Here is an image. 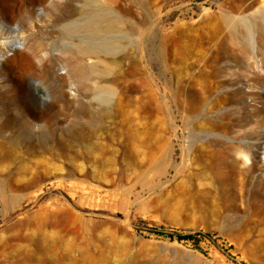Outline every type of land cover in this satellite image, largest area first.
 <instances>
[{
  "label": "rangeland",
  "instance_id": "1",
  "mask_svg": "<svg viewBox=\"0 0 264 264\" xmlns=\"http://www.w3.org/2000/svg\"><path fill=\"white\" fill-rule=\"evenodd\" d=\"M259 10L0 0V264H264V38L232 25Z\"/></svg>",
  "mask_w": 264,
  "mask_h": 264
},
{
  "label": "bare ground",
  "instance_id": "2",
  "mask_svg": "<svg viewBox=\"0 0 264 264\" xmlns=\"http://www.w3.org/2000/svg\"><path fill=\"white\" fill-rule=\"evenodd\" d=\"M261 2H264V0H261ZM259 12H260V10H259ZM257 15L258 16L254 15L255 17H253V18H248V17L242 16V17H239L238 19L234 20L232 23V25L238 24L242 28L243 38L246 42H248L250 39L251 32H252V25L254 27V30L257 31V33L259 35L263 36V38H264V25L261 22L262 20H264L263 19L264 18V11H261ZM258 17H260V18L255 23H253L255 18H258ZM94 19L95 18L88 19L87 23L94 21ZM69 28H71L70 24H67L64 27L65 30H68ZM96 31L97 30L93 29V31L90 32L89 36L83 37V39H82L83 44H81L80 48H81L82 52H85L89 55L91 54L94 56V58L99 59L98 51H100V49H102V50L103 49L104 50L105 49L106 50H114V49H116V44L112 42L111 38H107V37L102 38L101 34L97 33ZM13 42L17 43L18 41H13ZM124 55H125V53L121 54V57H124ZM112 57H113L112 59L116 60V58H114L115 57L114 53H112ZM96 61L97 60H93L92 62H89L87 66L86 65H80V64L77 65L75 68L76 73L80 74V75L85 74L88 71L89 67H93V65L97 64ZM94 83H95V88L93 91H95L94 92L95 94L93 95V99H94V101H97L98 104H100V110H99L98 114L102 115L105 113V111L107 109L106 105L109 101V97L111 94V88L104 87V86L102 88V86H100L98 84V81H95ZM98 129L99 128H96V130H98ZM96 130H94V133L97 132ZM48 139H50V138H48ZM43 141H44V139L41 140V142H43ZM83 146L85 149H88V150L89 149L93 150V149L98 147L96 142L91 141L90 136H87L86 139L83 140ZM235 147L237 148L239 153H241L244 156H249L253 159L255 154H256V150L260 147V144L258 142H256V143H253L252 145H246V144L240 142V143H237V145H235Z\"/></svg>",
  "mask_w": 264,
  "mask_h": 264
},
{
  "label": "trees",
  "instance_id": "3",
  "mask_svg": "<svg viewBox=\"0 0 264 264\" xmlns=\"http://www.w3.org/2000/svg\"><path fill=\"white\" fill-rule=\"evenodd\" d=\"M202 235H209L207 232L202 233ZM176 237L180 240L182 239H195L196 234H176Z\"/></svg>",
  "mask_w": 264,
  "mask_h": 264
},
{
  "label": "clouds",
  "instance_id": "4",
  "mask_svg": "<svg viewBox=\"0 0 264 264\" xmlns=\"http://www.w3.org/2000/svg\"><path fill=\"white\" fill-rule=\"evenodd\" d=\"M0 26H9V25H7L4 21H0ZM9 27H11L13 30H15V28L17 27V25L15 23H13ZM3 43H4V41L0 40V45H2ZM10 54H11V52H10Z\"/></svg>",
  "mask_w": 264,
  "mask_h": 264
}]
</instances>
